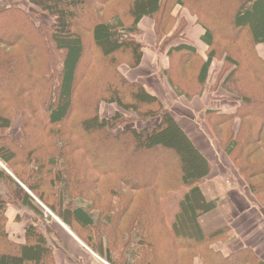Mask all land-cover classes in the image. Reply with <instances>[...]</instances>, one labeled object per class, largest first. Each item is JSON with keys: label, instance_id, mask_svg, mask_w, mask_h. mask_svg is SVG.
I'll list each match as a JSON object with an SVG mask.
<instances>
[{"label": "trees", "instance_id": "trees-1", "mask_svg": "<svg viewBox=\"0 0 264 264\" xmlns=\"http://www.w3.org/2000/svg\"><path fill=\"white\" fill-rule=\"evenodd\" d=\"M113 1H117L116 13L109 16L106 7ZM28 2L32 9L0 10V163L14 176L0 166V264H54L53 249L39 226L27 225L22 241L11 239L6 230V208L32 206L28 192L55 215L64 208L84 225H93V220L77 200L89 201L90 211L119 213L122 218L129 214L132 200L125 194L131 189L153 190L165 199L168 190L188 187L184 199L193 211L192 192L206 177L210 179L212 166L166 104L138 77L148 52L155 56L157 73L166 77L172 90L188 96L185 82L189 80L191 91L201 93L219 69L212 63L222 57L226 75L215 77L221 83L213 87L227 90L240 102L231 113H205L226 123V154L239 159L235 163L240 175L249 180L247 188L261 192L258 184L263 178H258L264 176V157L253 154L264 147L263 129L256 125L258 121L264 125V87L246 59L253 52L246 51V46L238 52L237 44L233 54L228 47L245 27L253 42L264 41V0ZM38 11L45 12L50 23L37 21ZM144 17L154 21L157 42L152 49L137 38V24ZM196 25L203 31L205 58L187 31ZM165 29L168 33L163 36ZM218 35L226 40V55L213 46ZM102 103L113 105L112 112L107 114ZM246 112L254 116L247 118ZM156 116L160 117L156 124L145 125ZM137 117L144 125H133ZM16 118L20 119L19 135L12 133ZM108 179L114 184L107 189L109 197L122 199L121 208L114 209L108 200L95 205ZM91 196L95 200H89ZM220 230L204 235L211 240ZM247 249L235 253L246 250L247 256L251 251Z\"/></svg>", "mask_w": 264, "mask_h": 264}, {"label": "rangeland", "instance_id": "rangeland-1", "mask_svg": "<svg viewBox=\"0 0 264 264\" xmlns=\"http://www.w3.org/2000/svg\"><path fill=\"white\" fill-rule=\"evenodd\" d=\"M116 3L117 1H113L108 4V7H106L107 15L110 16L113 12L116 13L114 8V4L116 5ZM13 6L26 9L31 7L32 9V5L28 0H0V10ZM38 14L37 21L46 24L50 23V18L45 15V12L38 11ZM146 18L150 19L149 17ZM167 33L168 29H165L162 35L165 36ZM140 37L141 34H138L137 38L141 39ZM225 41L223 35L215 36L213 46L218 49V52L226 55ZM217 54L218 53H216L215 56H217ZM217 59L214 61H216V66L219 69L214 70V76H212L205 85V87L208 86L210 91L214 90V93L217 87L213 86L220 85L221 83L220 80H216L217 76L219 75L220 78H224L226 75V71L223 72L221 69L223 64L222 57ZM145 61L149 64L150 56L145 55ZM196 67H193L190 71L191 75H193L192 77L195 76ZM144 70L148 72L146 69ZM89 73L94 74V77L98 76L94 70H89ZM184 88L186 90L193 89L189 80L187 83L185 82ZM102 106L104 111L108 112L107 114L112 112L113 105L103 104ZM159 119V116L151 118L146 121L145 125L156 124ZM185 121H188V125L190 124L188 119H185ZM196 121H199L200 125L203 127L206 126L208 129L205 134L197 133L195 136L198 137V146L206 155L212 166V172L210 171L209 174V177L212 175V178L208 179V177H206L207 181H205L207 183L202 182L198 187V191L192 192L191 198L193 202L191 205L193 211L189 209V203L184 199L185 194L190 189L188 187H177L178 189L168 190L165 199L162 198V196L157 197L153 190L138 191L131 189V191L126 192L128 194H125L129 195L132 200V203L129 205V214L126 216L123 214L122 218H120L121 214L119 213H113L114 215L108 213V215H101L100 211L97 209L90 211L89 201L84 202L77 200L76 204L82 205L86 213L92 217L93 225H84L82 221H79L77 217L75 218V216L64 208H58L57 215L50 213L49 209L40 206H31L33 213L28 209H23L24 211L22 208L13 209L14 214L18 217V222L16 225H12V223L9 222L8 230L10 237L17 241L23 240L22 226L25 227L35 224L44 229L47 228L48 235L52 238L51 248L64 253V246L61 244L59 237L57 239L60 229L58 223H55L53 218V216H56L62 223L63 221L61 218L65 222L70 221L64 224L76 233L79 234L78 229L83 230L82 238L95 252L96 264H264V247L261 248L260 245L255 244L256 239L254 236L249 237L248 235V238L244 240V238L240 236L239 225H233L237 224L236 220L233 219L235 222L231 223V225H228L226 220L229 213L227 197L230 194H238L239 187H242V182L240 180L242 176L239 172L241 168L240 166L239 168L236 166L238 162L235 163V161H239V159L236 158V160H233V155L230 156L226 154V147H229L228 134H226V123H221L218 119H214L211 115H206V113L196 119ZM140 122L143 121L137 117L135 120L133 119L134 124H132L136 126L144 125ZM221 124L224 125L220 126ZM19 127L20 119L16 118L12 125V133L19 135ZM72 137L73 136L70 135V139ZM255 155H259V157L262 158L264 157V151H256L253 156ZM7 171L11 173L9 170ZM11 176L14 177L12 173ZM110 179L107 180L104 189H102V194L97 198L98 200L95 205L99 206V201L103 202L104 200H108L112 202L114 209L115 207L116 209L121 208L119 204H122L123 200L116 198L118 197L117 195L110 199V193L107 192V189L113 188L114 186L113 183L111 184L112 180ZM15 180L18 182L17 179ZM247 183H249L248 178L245 180L246 186ZM258 186H260L261 190L259 194L253 192L254 190H250L254 200L252 204L264 210V176L262 182L259 183ZM114 188L117 189L116 187ZM91 199L95 200L94 196H91L89 200ZM204 200L206 202H204ZM180 201L181 204L179 206ZM233 201L234 200L231 201L232 204ZM160 206L162 207L160 208ZM156 209H159V211H156ZM190 211H192V214ZM18 213H20V216H18ZM44 215L48 216L46 217L47 220ZM106 216L111 217V219L109 218L110 221L104 220ZM44 219L50 221V224L46 223ZM120 220L122 222H128L129 224L122 223ZM139 221H141V223L137 225ZM220 228H223V230L218 232L220 235L214 234L216 235L214 239L209 240L210 237L204 235L205 232ZM51 229L54 232L50 231ZM178 235H180V237H177ZM60 238L62 239L61 235ZM140 238L143 240H139ZM242 241H245V244H243ZM246 244L248 246H246ZM68 245L67 242L66 246L68 247ZM69 246L71 248H68L77 250L73 243ZM243 247L250 249L252 252L247 249L250 251L247 256L246 250L235 253L238 249ZM254 255H257L258 258L263 260L260 261L255 258ZM63 261L65 264H71L69 260H65L64 257Z\"/></svg>", "mask_w": 264, "mask_h": 264}, {"label": "crops", "instance_id": "crops-1", "mask_svg": "<svg viewBox=\"0 0 264 264\" xmlns=\"http://www.w3.org/2000/svg\"><path fill=\"white\" fill-rule=\"evenodd\" d=\"M137 27L140 30V34H141L140 38L142 42L146 44L150 49L155 48L157 42V36L155 33L154 22L152 21V19H148L146 17L142 18L138 22ZM187 31L189 34V38L196 46L197 51L200 53V55L203 58H205L206 47L204 46L203 42L200 40L203 34L201 27L197 25L194 27L189 26ZM232 40L233 41L231 43L229 42V47H228L229 53L232 52L234 54L237 52V44L240 45L238 48V52L240 51V47L242 46L248 47V50L246 51L251 50V53L253 52L252 53L253 55L252 54L250 56L248 55L246 59L248 62L249 61L251 62L249 64L251 73L254 74V77L256 78L258 77L257 78L258 81H260L264 87V41L253 42L252 33L247 27L241 30L239 38H233ZM251 46L253 47L251 48ZM145 55L150 56L149 64L145 61ZM215 62L216 61H214L212 64H215ZM140 69H141V73L138 77H142L145 88L148 91L155 94L156 96H158L160 100L163 101L166 104V106L169 107L170 112L178 120L180 126L189 135V137L194 142L196 147L202 153L203 151L201 150V148L198 146L197 143L198 137H196L195 135L197 133L205 134L206 131H208V129L206 126L203 127L202 125H200L199 121H196V119L200 118L202 115H205V112L207 110L217 111L222 113H231L236 109L238 103L240 102L239 97L220 87L216 88L217 90L215 93L214 90L210 91L208 89V86H206L205 88L203 86L201 93L199 92L197 93L187 89L190 92L189 96L186 95L185 92L179 95L176 94L172 90L168 81L166 80V77H162L160 74L157 73L159 67L157 65L156 58L154 55H150L149 52L144 54L143 62L141 64ZM144 69H146L148 72H146ZM183 75L186 76L187 72L183 73ZM192 82L195 85L196 82L195 76L192 79ZM245 110L249 111L247 110V108ZM246 116L247 118H249V117H253L254 115L249 112H246ZM185 119H188L190 121L189 125H188V121H185ZM256 125L257 127H261L263 129L261 135L264 137V125L260 121H258ZM258 149L264 150V147H258ZM4 167L5 166H3V168ZM5 171L9 173L7 169H5ZM9 175L11 176V173H9ZM211 178L212 175L210 176V179ZM258 179H254V180H258ZM240 180L242 182V187H239L238 189L239 193L236 195L234 194H230L229 196L227 195L229 213H228V218L226 220L228 225H231V223H234L235 222L234 220H236L237 224H233V225H239L240 236L243 237L244 240L248 238V235L249 237L254 236L256 239L255 244L260 245L262 248L264 247V210L261 207L252 204L254 202L253 195L245 184L246 179L244 180V178L240 177ZM28 193L34 200V202L33 201L31 202L32 206H36V207L40 206L46 208L33 194H31L30 192ZM232 200H234L233 204L231 203ZM16 208L17 209L22 208V210L28 209L31 213H33L31 210V206H25L24 204L8 205V207L6 208V215H7L6 230L8 233H9L8 230L9 222H11L12 225H16V223L18 222V217L14 214L13 211V209ZM50 213L52 212L50 211ZM19 214L20 213H18V216H20ZM44 217L46 219V217L48 216L44 215ZM53 218L55 220V223H58V227L60 229L57 239L59 237L61 244L64 246V251H65L64 253H62L59 250L58 251L53 250L52 254L54 258V264H65V262L63 261V257L65 260L66 259L69 260L71 264H96L95 252L86 242H84V239L82 238L83 230L78 229L79 231L78 234L74 230L69 228L67 225H65L64 222L63 223L60 222L56 216H53ZM45 219L44 221L47 220ZM49 222L50 221H46V223L50 224ZM25 227L22 226L23 236H24ZM39 228L46 232L47 241L51 245L52 238L48 235L47 228L44 229L41 226ZM50 231L54 232L52 229ZM60 235L62 236V239L60 238ZM67 242L69 245L73 243L77 248V250L70 249L71 247L69 245L68 247L70 248H68L66 246ZM242 243L245 244V241H242ZM246 246L248 245L246 244Z\"/></svg>", "mask_w": 264, "mask_h": 264}, {"label": "water", "instance_id": "water-1", "mask_svg": "<svg viewBox=\"0 0 264 264\" xmlns=\"http://www.w3.org/2000/svg\"><path fill=\"white\" fill-rule=\"evenodd\" d=\"M0 166L3 168V165H1V163H0Z\"/></svg>", "mask_w": 264, "mask_h": 264}]
</instances>
